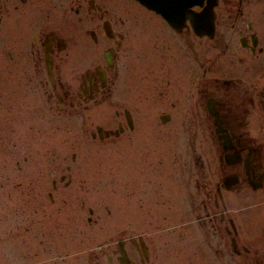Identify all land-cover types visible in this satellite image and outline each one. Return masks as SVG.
<instances>
[{"label":"flooded vegetation","instance_id":"1","mask_svg":"<svg viewBox=\"0 0 264 264\" xmlns=\"http://www.w3.org/2000/svg\"><path fill=\"white\" fill-rule=\"evenodd\" d=\"M207 1L169 11L171 25L139 0H0V125L30 123L45 145L53 115L65 125L108 96L113 127L90 137L142 153L148 115L158 116L156 133L174 115L191 146L175 178L178 264H264V0H215L214 32L199 35L189 16ZM160 185L142 193L157 211L147 222L165 220ZM140 238L145 253L131 242L147 261Z\"/></svg>","mask_w":264,"mask_h":264},{"label":"rangeland","instance_id":"2","mask_svg":"<svg viewBox=\"0 0 264 264\" xmlns=\"http://www.w3.org/2000/svg\"><path fill=\"white\" fill-rule=\"evenodd\" d=\"M75 71L70 64L68 84L73 94L77 91V81L71 77ZM102 98L69 114L65 125L53 115L45 145L34 141L39 136L30 123L2 121L0 264H121L116 259L121 238L136 264H178L172 227L179 208L173 197L179 186L178 165L189 156L190 141L177 134L174 115L156 133L160 121L153 114L146 120L149 136L142 153L138 143L128 150L124 143L112 142V137L92 139L90 132L96 125L110 129L114 124L112 98ZM154 157L163 160L158 168ZM157 170L162 171L159 179H141ZM130 180L136 188H131ZM157 181L165 215L159 218L165 220L147 222L157 211L142 196L150 194ZM139 236L149 248L147 261L140 260L131 242V237L138 241Z\"/></svg>","mask_w":264,"mask_h":264},{"label":"water","instance_id":"3","mask_svg":"<svg viewBox=\"0 0 264 264\" xmlns=\"http://www.w3.org/2000/svg\"><path fill=\"white\" fill-rule=\"evenodd\" d=\"M190 3H199V0H193ZM213 4H214V0H208V5L202 10V13L189 17L193 24L195 31L198 34H202V33L212 34L213 33V24L211 20ZM150 5L154 9L164 12V10L162 9L161 3L159 4L158 0H150ZM184 5H185V2L182 1L181 2L182 11L185 7ZM165 17L171 24L175 25V20L173 19V17H171L168 14H165ZM183 18L184 16L182 15L181 19ZM141 246H142L143 252H145V246L142 241H141ZM118 247H119V255L117 256V259L120 262H122V264H135L133 261H130L128 255L126 254V251L123 247L122 240H118Z\"/></svg>","mask_w":264,"mask_h":264}]
</instances>
